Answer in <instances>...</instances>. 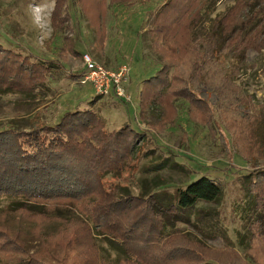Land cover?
<instances>
[{"label": "rangeland", "instance_id": "obj_1", "mask_svg": "<svg viewBox=\"0 0 264 264\" xmlns=\"http://www.w3.org/2000/svg\"><path fill=\"white\" fill-rule=\"evenodd\" d=\"M171 1L135 0L125 5L118 0H67L62 10L64 14L70 11L72 20L63 29L52 20L56 0H0V43L52 70L45 89L33 94L0 92V129L22 118L33 120L35 127L55 124L68 111L93 106L109 130L132 124L144 140L137 143L125 170L110 175L106 185L128 187L135 195L156 193L166 205L175 200L178 188L202 176L211 177L222 186L221 197L199 201L184 221L167 225L166 233L179 230L219 251L235 249L242 264H264V236L247 250L251 240L247 225L254 213L248 186L255 173L264 169V126L259 121L264 117V48L239 54L237 47L226 52L215 47L212 54L206 37L224 18L231 28L242 27L239 17L263 18L264 12L257 15L260 6L255 0H250L254 8L238 0H178L175 12L167 13L175 18V29L167 39L158 40L150 29ZM29 5L45 6L43 28L34 23ZM182 8L183 14L176 17ZM251 36L264 45L263 31L259 36L256 28ZM85 55L109 70L127 64L129 75L121 83L120 94L114 86L109 94H100L94 84L82 83ZM163 66L171 85L167 89L176 93L180 87L179 82L172 85L173 75L179 76L178 81L187 79L215 113L216 137L198 123L199 116L209 118V114L204 116L197 109L198 122L192 121L184 99L177 102L175 126L163 125L165 113L157 105L140 119L144 81ZM204 76L209 77L208 83ZM17 203L12 198L0 199V214ZM53 206L48 204L43 214L19 212L11 219H0V264H120L125 258L122 249L98 234V228L88 229L77 218L70 220L82 216L79 209L55 210Z\"/></svg>", "mask_w": 264, "mask_h": 264}, {"label": "trees", "instance_id": "obj_2", "mask_svg": "<svg viewBox=\"0 0 264 264\" xmlns=\"http://www.w3.org/2000/svg\"><path fill=\"white\" fill-rule=\"evenodd\" d=\"M66 1L56 0L52 12V20L58 28L66 29L72 20L71 12L67 10L64 14L62 10ZM118 1L126 5L135 0ZM190 1L194 0L181 3ZM255 1L260 6L259 16L264 12V0ZM176 2L179 1L172 0L169 7L162 9L150 29L158 40L167 39L170 31L175 29V18L171 19L167 13L175 12ZM239 2L254 8L250 0ZM183 12L184 9H180L176 17H181ZM242 17L245 19L238 18L242 27L231 28L224 18L207 32L212 54L215 47H220L219 52L237 47L239 54L251 48L260 51L264 48L251 36L256 28L259 36L264 32V27L258 28L264 25V16L252 19L245 14ZM166 68L161 67L157 75L144 81L140 93V119L144 120L147 110L157 105L165 113L163 125L175 126L179 117L177 102L184 99L189 104L188 115L192 121L198 122L195 120L197 109L203 110L204 116L209 114V118L199 116L201 123H198L208 127L212 138L216 137L215 113L190 88L189 80L178 81L179 76L173 75L172 85L179 82L180 87L176 93L167 89L170 83ZM51 71L45 63L0 43V92L33 94L36 89L48 87ZM208 79L204 76L206 83ZM262 111L264 115V108ZM259 121L264 126V117ZM9 123V127L0 129V199L12 198L18 203L13 208H6L0 219H11L19 212L43 214L48 211V204L54 205V209L73 207V210L79 209L83 217L78 215L70 220L77 218L88 229L98 228V234L108 243L123 250L125 258L120 264H242L235 249L219 251L179 230L166 233L167 225L184 221L199 201L211 202L221 197L223 188L211 177L202 176L184 188H178L175 200L166 205L160 203L156 193L135 195L128 187L106 185L105 180L110 175L125 170L134 158L137 143L144 140V134L132 124L109 130L94 106L68 111L55 124L35 127L33 120L25 118ZM248 196L253 201L255 213L247 225L251 239L247 250H251L252 242L264 236V169L256 172L249 183ZM34 205L43 209L34 210ZM97 250L101 256L99 247ZM103 262L107 263L104 259Z\"/></svg>", "mask_w": 264, "mask_h": 264}, {"label": "built area", "instance_id": "obj_3", "mask_svg": "<svg viewBox=\"0 0 264 264\" xmlns=\"http://www.w3.org/2000/svg\"><path fill=\"white\" fill-rule=\"evenodd\" d=\"M85 67L82 73V83H92L100 94H109L110 88L115 87L120 94L121 83L127 80L130 68L123 64L117 70H109L103 65L93 61L89 55L84 56ZM122 95V94H121Z\"/></svg>", "mask_w": 264, "mask_h": 264}, {"label": "clouds", "instance_id": "obj_4", "mask_svg": "<svg viewBox=\"0 0 264 264\" xmlns=\"http://www.w3.org/2000/svg\"><path fill=\"white\" fill-rule=\"evenodd\" d=\"M29 8H30L31 13L34 17V23L37 26L43 28L45 25V20H44V16H43L45 6L29 5ZM49 15H50V13H49ZM49 23H50V21H49Z\"/></svg>", "mask_w": 264, "mask_h": 264}]
</instances>
